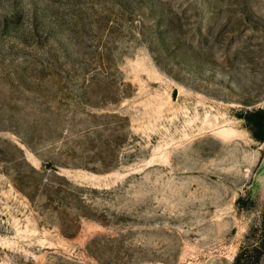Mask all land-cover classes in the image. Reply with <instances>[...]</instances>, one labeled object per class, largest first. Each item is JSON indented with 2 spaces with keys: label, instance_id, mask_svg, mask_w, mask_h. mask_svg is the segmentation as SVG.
Masks as SVG:
<instances>
[{
  "label": "rangeland",
  "instance_id": "1",
  "mask_svg": "<svg viewBox=\"0 0 264 264\" xmlns=\"http://www.w3.org/2000/svg\"><path fill=\"white\" fill-rule=\"evenodd\" d=\"M263 107L264 0H0V264H264Z\"/></svg>",
  "mask_w": 264,
  "mask_h": 264
},
{
  "label": "trees",
  "instance_id": "2",
  "mask_svg": "<svg viewBox=\"0 0 264 264\" xmlns=\"http://www.w3.org/2000/svg\"><path fill=\"white\" fill-rule=\"evenodd\" d=\"M241 116L244 117V119L247 121V124L249 125V128L253 132L254 136L257 139H264V107L249 111L247 110ZM255 249L264 253V240H262V244L256 246ZM239 255L240 254L236 256L235 263L250 264L253 262V260H249V259L243 261V259H241Z\"/></svg>",
  "mask_w": 264,
  "mask_h": 264
}]
</instances>
